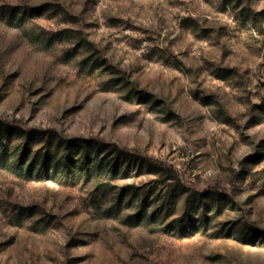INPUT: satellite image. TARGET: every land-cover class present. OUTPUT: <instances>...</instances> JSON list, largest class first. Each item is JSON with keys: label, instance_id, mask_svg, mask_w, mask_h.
<instances>
[{"label": "rangeland", "instance_id": "rangeland-1", "mask_svg": "<svg viewBox=\"0 0 264 264\" xmlns=\"http://www.w3.org/2000/svg\"><path fill=\"white\" fill-rule=\"evenodd\" d=\"M0 264H264V0H0Z\"/></svg>", "mask_w": 264, "mask_h": 264}]
</instances>
